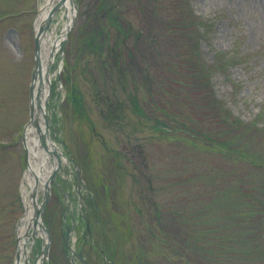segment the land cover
Returning a JSON list of instances; mask_svg holds the SVG:
<instances>
[{
    "label": "rangeland",
    "instance_id": "1",
    "mask_svg": "<svg viewBox=\"0 0 264 264\" xmlns=\"http://www.w3.org/2000/svg\"><path fill=\"white\" fill-rule=\"evenodd\" d=\"M74 1L50 69L68 161L43 211V264H263L264 0ZM41 2L0 0V264H16L26 210Z\"/></svg>",
    "mask_w": 264,
    "mask_h": 264
},
{
    "label": "bare ground",
    "instance_id": "2",
    "mask_svg": "<svg viewBox=\"0 0 264 264\" xmlns=\"http://www.w3.org/2000/svg\"><path fill=\"white\" fill-rule=\"evenodd\" d=\"M58 1L42 0L34 25L38 35L40 62L36 72L32 95L33 120L24 131L29 159L22 180V196L26 210L18 230L19 258L17 264H32L29 256L31 254L30 245H33L34 241H28L29 230L32 227H36L34 233L47 239V232L41 221L43 219L39 197L43 192V188H45V183L50 181L52 173L56 172V169L59 172L62 164L68 161L64 153L60 151L59 146L54 144L50 128H46L44 116L47 112L46 99L49 97L52 84V81L50 82L52 75L48 76L46 71L49 66L52 67L65 34L71 25V20L75 16V7L71 0H66L63 7L55 10V5ZM59 11H61V16L64 18L60 34L56 28H49V25H51L49 22H52L53 17H56L54 15ZM35 221H39L37 226L35 225Z\"/></svg>",
    "mask_w": 264,
    "mask_h": 264
},
{
    "label": "water",
    "instance_id": "3",
    "mask_svg": "<svg viewBox=\"0 0 264 264\" xmlns=\"http://www.w3.org/2000/svg\"><path fill=\"white\" fill-rule=\"evenodd\" d=\"M74 2V0H71ZM66 0H59L58 3L55 5V10H57V8H60L63 4H65ZM71 28V27H70ZM37 46H38V50H39V43H38V37H37ZM36 57H37V62H36V68H35V73H34V77L36 76V71H37V68H39V62H40V57H39V53L37 52L36 54ZM49 74V71H47V75ZM49 76V75H48ZM34 89V85L32 86V90ZM55 177V175H53V178ZM50 197V186H49V183L47 184V188H46V191H45V201L43 203V207L45 206V203L48 201ZM42 211V210H41ZM47 248H48V244H46L43 252L41 253V256H43L46 251H47Z\"/></svg>",
    "mask_w": 264,
    "mask_h": 264
},
{
    "label": "trees",
    "instance_id": "4",
    "mask_svg": "<svg viewBox=\"0 0 264 264\" xmlns=\"http://www.w3.org/2000/svg\"><path fill=\"white\" fill-rule=\"evenodd\" d=\"M252 239V238H251ZM253 240V239H252ZM248 243V239H247V241H246V243L245 244H247ZM250 253H252V252H246V254L248 255V254H250Z\"/></svg>",
    "mask_w": 264,
    "mask_h": 264
}]
</instances>
